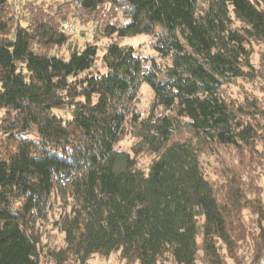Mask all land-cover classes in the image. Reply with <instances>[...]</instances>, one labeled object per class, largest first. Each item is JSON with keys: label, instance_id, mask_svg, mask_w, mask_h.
Instances as JSON below:
<instances>
[{"label": "trees", "instance_id": "trees-1", "mask_svg": "<svg viewBox=\"0 0 264 264\" xmlns=\"http://www.w3.org/2000/svg\"><path fill=\"white\" fill-rule=\"evenodd\" d=\"M262 47L264 0H0V264H258Z\"/></svg>", "mask_w": 264, "mask_h": 264}, {"label": "rangeland", "instance_id": "rangeland-1", "mask_svg": "<svg viewBox=\"0 0 264 264\" xmlns=\"http://www.w3.org/2000/svg\"><path fill=\"white\" fill-rule=\"evenodd\" d=\"M76 24H77V28L75 32L69 34V36L72 37L73 41H76L77 45H79L80 47L84 46L85 43L88 41L92 42L94 38V34H95V25L93 23L83 24L81 22L76 23ZM109 42L110 41L107 39H100V41L98 42V45L100 47V57H102V54L104 52L103 50L108 45ZM122 45L134 47L143 56H147V57L153 56L154 57V53L150 47V39L147 36L141 35V36H136V37L125 38L122 41ZM259 50H260L259 55L264 56V47L260 48ZM257 83L258 85H264V82L258 81ZM236 92H237V89L235 88L233 90L234 96L237 95ZM257 94L260 97L264 96V94L262 95V93L260 92H258ZM152 99H153V93L151 91L150 86L148 84H143L141 87L139 106L142 112H144L145 114L148 111V108L150 106V103L152 102ZM3 114L4 112H0V119L3 116ZM133 142H134L133 138L130 135H128L120 142L119 148H121L122 150L128 151V152H131ZM149 162H150V158L147 155H144L140 158V163L143 167H146L149 164ZM212 162L213 164L215 163L214 160H212ZM205 165L209 166L207 160L205 161ZM44 234H45V237H44L45 248L44 249L57 250L62 246V236L56 230H54V227L51 224H48L44 228ZM44 261L46 262V264H52L48 257L44 258ZM90 264H123V263L117 255H112L108 258L95 256L90 261Z\"/></svg>", "mask_w": 264, "mask_h": 264}, {"label": "built area", "instance_id": "built-area-1", "mask_svg": "<svg viewBox=\"0 0 264 264\" xmlns=\"http://www.w3.org/2000/svg\"><path fill=\"white\" fill-rule=\"evenodd\" d=\"M21 0H13L15 5H19ZM77 28V24L74 21H67L63 24V31L66 33H74ZM258 264H264V257Z\"/></svg>", "mask_w": 264, "mask_h": 264}]
</instances>
